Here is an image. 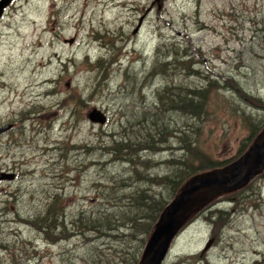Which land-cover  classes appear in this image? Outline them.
Segmentation results:
<instances>
[{"label": "rangeland", "instance_id": "rangeland-1", "mask_svg": "<svg viewBox=\"0 0 264 264\" xmlns=\"http://www.w3.org/2000/svg\"><path fill=\"white\" fill-rule=\"evenodd\" d=\"M153 1L13 0L4 10L0 126L13 128L0 134V171L15 177L0 181V264H129L131 234L142 237L132 226L147 220L136 206L171 200L167 160L182 158L183 134L197 128L193 144L218 161L263 139L264 0ZM191 87L209 88L201 119L172 105ZM93 107L105 123L87 119ZM246 184L194 192L161 264H264V168ZM54 196L63 216L43 231L31 220ZM79 212L110 213L111 228L77 229Z\"/></svg>", "mask_w": 264, "mask_h": 264}, {"label": "trees", "instance_id": "trees-1", "mask_svg": "<svg viewBox=\"0 0 264 264\" xmlns=\"http://www.w3.org/2000/svg\"><path fill=\"white\" fill-rule=\"evenodd\" d=\"M174 54L177 55L176 52ZM186 54L187 53L185 52V56H187ZM173 61L180 62L182 61V59L180 58V56H176ZM165 63L169 64L171 62L168 63L167 61H165ZM208 89V87H204L203 89H200V87L186 88L185 97L182 94H177L174 98H171L173 102L172 105L179 109L183 113V115L188 116L192 120L199 118L201 119V116L206 110L205 100ZM191 130L192 129H190V131ZM194 133H199L197 128H195L192 132L183 134L180 138L182 149L184 150L182 158L178 157L179 159H175L174 157H171L167 160L168 166L171 167V170H173L170 175L164 177V179L166 180L165 182H167L173 190V196L171 197V200L165 201L163 203H159V201L147 202L148 198L146 196H142V201L136 206L137 209H142L143 211L146 210L144 216L147 218V220L139 224L138 227L135 225V223L132 226L134 231H136L138 228L140 231L142 230L141 232H139L142 237H140V239H137L134 236L136 234H131V240H135L137 242L139 241V243L135 245L132 250L129 264H138L148 237L154 229L155 223L157 222V220H159L162 213L167 210L166 207L179 193L181 188H184L190 182V179L193 176L203 174L215 169H221L229 165L234 159H236V157H234L232 159H223L221 161H218L210 158L206 155V153H204V150L200 148L198 144H193L194 142L191 140V135ZM151 140V136L148 133L147 141L144 142L147 143V148H152ZM252 142L253 140L251 141V143ZM114 146L116 145L110 147L109 153H114V150L112 148ZM124 146H127V144H125ZM116 158L122 159L127 163H131L134 161V158H132V156L124 157L122 153ZM144 180L147 181V176H144ZM246 189L247 184L229 192L232 195H235L237 194V191L238 193H240ZM223 193L226 194V192ZM139 197H141V195ZM56 199L57 197L54 196V199L51 200L44 212L38 214L33 218V220H31L32 223L39 226L43 231H46L48 228H50L51 222H53L54 224L55 220L63 216L62 209L56 204ZM143 201H146L147 203H144ZM209 205V211L214 214L213 216H217L216 221L221 217L219 215L226 214L223 210L218 209L217 207H213V209H211ZM207 219L213 223L216 222L212 221L210 217H207ZM77 221L79 222L78 225ZM111 221H113V216L110 213H101L96 215L93 214V212H79L77 214V219L75 220V226L77 229L81 228L82 226H89L92 228V230L101 232L103 228H111L107 227L112 225Z\"/></svg>", "mask_w": 264, "mask_h": 264}, {"label": "water", "instance_id": "water-1", "mask_svg": "<svg viewBox=\"0 0 264 264\" xmlns=\"http://www.w3.org/2000/svg\"><path fill=\"white\" fill-rule=\"evenodd\" d=\"M12 0H0V18L5 8ZM158 9L161 7L162 0H154ZM141 20V19H140ZM140 22V21H139ZM87 119L96 124H103L106 121V115L100 109L93 107L87 114ZM11 128V124L0 127V134ZM260 137V136H259ZM258 138V137H257ZM264 168V137L258 142L255 141L249 145L244 153L229 165L222 168L224 175H217L212 170L203 174H198L190 179V182L181 188L179 193L166 207L167 211L160 216V219L154 225L145 249L142 254L146 257L145 264H161L165 259L175 234L182 225V207L188 198L201 188L209 186H218L223 192H229L244 186L251 178ZM15 177L14 173L0 171V181L11 180ZM210 242L206 243L205 249Z\"/></svg>", "mask_w": 264, "mask_h": 264}, {"label": "bare ground", "instance_id": "bare-ground-1", "mask_svg": "<svg viewBox=\"0 0 264 264\" xmlns=\"http://www.w3.org/2000/svg\"><path fill=\"white\" fill-rule=\"evenodd\" d=\"M148 72H150V71H148ZM143 153H144V152H143ZM184 188H185V187H184ZM226 193H227V192H226ZM166 211H167V210H166ZM166 211H165V212H166ZM165 212H163V213H165ZM163 213H162V214H163ZM159 219H160V218H159ZM177 233H178V232H177ZM177 233L175 234V236L177 235ZM174 238H175V237H174ZM144 249H145V247H144ZM144 249H143V252H144ZM142 254H143V253H142Z\"/></svg>", "mask_w": 264, "mask_h": 264}, {"label": "flooded vegetation", "instance_id": "flooded-vegetation-1", "mask_svg": "<svg viewBox=\"0 0 264 264\" xmlns=\"http://www.w3.org/2000/svg\"><path fill=\"white\" fill-rule=\"evenodd\" d=\"M11 3H12V2H11ZM12 124H13V123H12ZM11 128H13V126H12ZM11 128H10V129H11ZM10 129H9V130H10Z\"/></svg>", "mask_w": 264, "mask_h": 264}]
</instances>
